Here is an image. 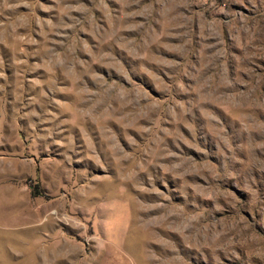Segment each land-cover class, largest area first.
<instances>
[{"label": "rangeland", "instance_id": "obj_1", "mask_svg": "<svg viewBox=\"0 0 264 264\" xmlns=\"http://www.w3.org/2000/svg\"><path fill=\"white\" fill-rule=\"evenodd\" d=\"M0 264H264V0H0Z\"/></svg>", "mask_w": 264, "mask_h": 264}, {"label": "trees", "instance_id": "obj_2", "mask_svg": "<svg viewBox=\"0 0 264 264\" xmlns=\"http://www.w3.org/2000/svg\"><path fill=\"white\" fill-rule=\"evenodd\" d=\"M36 188H37V187L35 186V187H34V190L32 191V195H33V196H37V195H38V193H37V191H36ZM36 194H37V195H36Z\"/></svg>", "mask_w": 264, "mask_h": 264}]
</instances>
